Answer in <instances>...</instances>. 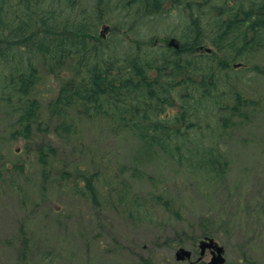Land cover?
Wrapping results in <instances>:
<instances>
[{
  "label": "trees",
  "instance_id": "16d2710c",
  "mask_svg": "<svg viewBox=\"0 0 264 264\" xmlns=\"http://www.w3.org/2000/svg\"><path fill=\"white\" fill-rule=\"evenodd\" d=\"M164 34L169 37L158 44ZM171 37L179 49L168 45ZM261 55L264 0H0V115L13 120L0 133L1 195L10 186L25 208L36 200L33 194L72 189L96 209L103 196H114L125 218L148 220L156 209L138 204L127 184H101L102 168L116 174L101 152L111 139L160 152L198 186L207 183L210 193L243 196L239 187L233 192L222 183L231 169L223 147L241 132L257 130L263 138L264 91L254 92L243 73ZM47 78L56 85L49 98L37 95ZM88 129L99 138L82 144L79 156L60 160L58 142L78 143ZM89 165L99 170L87 177ZM158 200L160 211L183 217L173 201ZM251 203L232 208L227 202L231 234L237 221L264 225V205ZM50 213L59 211L51 207ZM209 225L200 223L199 238L213 237ZM26 230L17 233L20 259L57 262L40 234ZM263 231L239 241L245 251L239 250L237 264H257L248 256Z\"/></svg>",
  "mask_w": 264,
  "mask_h": 264
},
{
  "label": "rangeland",
  "instance_id": "374dc122",
  "mask_svg": "<svg viewBox=\"0 0 264 264\" xmlns=\"http://www.w3.org/2000/svg\"><path fill=\"white\" fill-rule=\"evenodd\" d=\"M156 29L159 33L166 30L164 25H159ZM102 33L105 37L110 35L104 30ZM168 37L166 34L162 35L157 39V43L164 44L163 41ZM171 38H175L177 43L180 42L176 37ZM205 47L208 50L212 48L209 44ZM243 73L253 85L254 92L264 91L263 55L253 58L246 64ZM51 84L47 78L37 89V95L49 98L56 86ZM11 122L13 120L9 115H0V133ZM86 133L84 140L78 143L66 140L58 142L62 151L59 159H69L66 157L72 155L79 156L84 150L82 144L93 143L99 138L92 130ZM261 135L263 138H257V130L241 132L223 147L225 157L231 163V169L229 176L222 183L233 192L237 191L235 186L239 187L243 196H223L224 193L218 195L222 193L219 189H214L210 193L207 183L198 186V181L190 180L187 172L180 170L174 161L137 142L125 141L114 144L111 139L103 141L101 152L106 159L112 160L113 165L111 163L108 165H111L113 173L116 174L108 172V168H102L103 174L101 173L100 177L105 175V178L101 180V184L109 186L120 181L121 184H127L128 188L133 190V194L137 195L133 197L138 204L153 206L156 211L151 218L143 222L125 218L122 206H114V196H103L102 210L94 208L84 198L76 196L72 189L66 192L57 189L47 194H33L36 200L21 208L13 188L7 186L3 195L0 192V264H32V259L33 264L39 262L38 257L31 258V255L26 257L30 260L29 263L20 259L22 249L18 243L17 233L24 225L27 232H38L40 234L38 240L42 246H50L53 253L58 255L59 259L54 264H193L200 257L199 241L202 238L199 237L202 235L196 232L200 223H210L212 238L225 249V263L237 264L238 252L248 240L249 234L264 230V225L257 227L251 221L244 225L237 221L238 231L235 234H231L227 226L228 219L233 222L230 211L234 205L241 203L247 208L254 200L264 205V196L261 194L257 196L261 191L264 192V156L261 155L264 134ZM256 138L259 140L256 141ZM21 146L18 144L15 149L20 150ZM19 153L21 157L26 156L22 149ZM85 153L83 159L88 152ZM86 169L85 176L87 173L98 172L99 167L89 165ZM158 197L164 201H173L176 205L174 211L184 213L183 217L178 218L176 215L160 211L163 201L158 200ZM227 202L232 208L227 206ZM51 207L59 211V214H51ZM68 215H71V219H68ZM207 217L212 218L208 221ZM216 221L221 223L218 224ZM191 225L197 227L193 229L190 228ZM183 231L187 232L185 236H182ZM239 241L244 243L239 244ZM252 242L253 248L251 247L248 258L251 256L255 263L264 264V231L259 239ZM180 248L191 251V258L178 261L176 253ZM241 250L245 251L244 248ZM210 260L211 255L207 252L205 264Z\"/></svg>",
  "mask_w": 264,
  "mask_h": 264
},
{
  "label": "water",
  "instance_id": "95a60500",
  "mask_svg": "<svg viewBox=\"0 0 264 264\" xmlns=\"http://www.w3.org/2000/svg\"><path fill=\"white\" fill-rule=\"evenodd\" d=\"M170 47L175 49H179V44L176 42L175 38H171L168 42ZM199 248L201 250V257L205 254L206 250H210L212 252V259L209 264H225L224 248L220 246L214 239L212 238H204L199 243ZM191 252L187 251L183 248H180L176 253V259L178 261H185L191 258Z\"/></svg>",
  "mask_w": 264,
  "mask_h": 264
},
{
  "label": "flooded vegetation",
  "instance_id": "af4514ba",
  "mask_svg": "<svg viewBox=\"0 0 264 264\" xmlns=\"http://www.w3.org/2000/svg\"><path fill=\"white\" fill-rule=\"evenodd\" d=\"M207 252H209V254L211 255V257H213L211 251H206L205 254H204V256H203V258H202L201 260L196 261L195 264H196V263H198V264H205V263H206V261H205V256H206Z\"/></svg>",
  "mask_w": 264,
  "mask_h": 264
}]
</instances>
